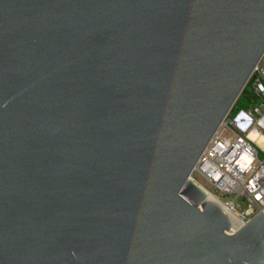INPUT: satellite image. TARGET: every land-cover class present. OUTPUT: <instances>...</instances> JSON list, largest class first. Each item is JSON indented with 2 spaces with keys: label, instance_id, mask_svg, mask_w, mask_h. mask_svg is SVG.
<instances>
[{
  "label": "water",
  "instance_id": "water-1",
  "mask_svg": "<svg viewBox=\"0 0 264 264\" xmlns=\"http://www.w3.org/2000/svg\"><path fill=\"white\" fill-rule=\"evenodd\" d=\"M264 55V0H0V264H264L191 179Z\"/></svg>",
  "mask_w": 264,
  "mask_h": 264
},
{
  "label": "built area",
  "instance_id": "built-area-1",
  "mask_svg": "<svg viewBox=\"0 0 264 264\" xmlns=\"http://www.w3.org/2000/svg\"><path fill=\"white\" fill-rule=\"evenodd\" d=\"M248 83L256 104L239 112L233 121L227 116L190 176L207 193L200 182L228 198L223 203L243 225L264 210V142H259L264 139V55ZM230 126L239 133H230ZM253 133L256 139L250 137Z\"/></svg>",
  "mask_w": 264,
  "mask_h": 264
},
{
  "label": "bare ground",
  "instance_id": "bare-ground-1",
  "mask_svg": "<svg viewBox=\"0 0 264 264\" xmlns=\"http://www.w3.org/2000/svg\"><path fill=\"white\" fill-rule=\"evenodd\" d=\"M252 139H256L257 135L256 134H251L250 136ZM260 143L264 142L263 138H260L259 140ZM208 200L214 202L217 204L221 210L227 215L231 222V232L230 233H235L239 228L243 226V222L241 218L232 211L231 207L225 205L223 202H221L217 197H215L212 193H208Z\"/></svg>",
  "mask_w": 264,
  "mask_h": 264
},
{
  "label": "rangeland",
  "instance_id": "rangeland-1",
  "mask_svg": "<svg viewBox=\"0 0 264 264\" xmlns=\"http://www.w3.org/2000/svg\"><path fill=\"white\" fill-rule=\"evenodd\" d=\"M252 91H251V89L249 88V90H248V93L247 94H250ZM250 105H249V101L247 100V98H243L241 101H240V103H238V105H237V107H236V111H233L232 113L230 112L229 113V115H228V119L229 120H231V121H233L235 118H236V116H237V114L239 113V112H241V111H249L250 110V108L252 107H250ZM230 128V133H232V132H235V133H239L238 132V130L236 129V128H234V126H230L229 127ZM200 184L207 190V191H209V192H213L217 197H219L220 198V200L222 201V202H226V201H228L229 199L228 198H226V197H221L219 194H218V192H216V191H213L212 189H210L209 187H208V185H206L205 183H202V182H200Z\"/></svg>",
  "mask_w": 264,
  "mask_h": 264
},
{
  "label": "trees",
  "instance_id": "trees-1",
  "mask_svg": "<svg viewBox=\"0 0 264 264\" xmlns=\"http://www.w3.org/2000/svg\"><path fill=\"white\" fill-rule=\"evenodd\" d=\"M250 88V84L247 83L245 89L243 90V92L241 93L240 97L238 98L236 104L234 105L233 109L231 110V113L233 111H236V107L238 105V103H240V101L243 99V98H247V100L249 101V105L250 107L253 106L254 104H256L257 100L256 98L254 97L253 93L251 92L250 94H247L248 93V90ZM251 89V88H250ZM249 107V108H250Z\"/></svg>",
  "mask_w": 264,
  "mask_h": 264
}]
</instances>
